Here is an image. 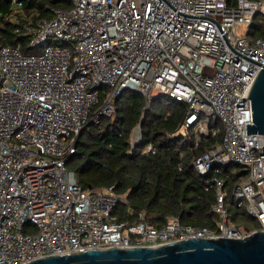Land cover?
<instances>
[{
    "label": "built area",
    "instance_id": "built-area-1",
    "mask_svg": "<svg viewBox=\"0 0 264 264\" xmlns=\"http://www.w3.org/2000/svg\"><path fill=\"white\" fill-rule=\"evenodd\" d=\"M36 17L24 0L12 14L27 18L28 36L0 44V264L90 248L157 246L189 237L242 238L252 231L228 225L222 178L213 177L219 232L169 219L157 227L132 212L128 192L82 188L67 167L91 109L111 115L113 97L138 92L149 105L164 93L186 103L184 129L194 144L218 133L222 141L195 160L199 173L237 163L248 175L233 190L238 206L264 231V134L252 124L251 87L264 64V38L248 28L264 0H69ZM48 9V8H47ZM242 30V32H240ZM244 31V32H243ZM102 88H107L101 91ZM148 144L143 152L153 151ZM263 177V178H262ZM258 181V179H260ZM244 202V203H243Z\"/></svg>",
    "mask_w": 264,
    "mask_h": 264
},
{
    "label": "trees",
    "instance_id": "trees-1",
    "mask_svg": "<svg viewBox=\"0 0 264 264\" xmlns=\"http://www.w3.org/2000/svg\"><path fill=\"white\" fill-rule=\"evenodd\" d=\"M13 0H0V44L26 46L29 25L27 18L12 14ZM233 4L234 0H226ZM69 0H24L26 10L35 9L36 17L51 16L50 7H68ZM48 8V9H47ZM251 40L264 38V14H256L248 28ZM104 101L93 106L75 143V152L67 167L74 171L82 188L113 187L116 192H128L132 212L126 213L120 204L119 219H135L139 211L146 210L147 219L157 227L171 218L182 224L206 226L219 232L221 218L212 210L216 202L213 177L225 182L227 196V224L245 231L259 229L258 219L238 206L233 196L235 186L248 175L237 163L216 164L206 173H199L194 160L222 141L223 126L217 121V135L194 144L192 129H184L186 103L167 95L153 96L149 105L138 92L125 91L113 97L114 111L93 119L95 111ZM152 144L153 151L143 152Z\"/></svg>",
    "mask_w": 264,
    "mask_h": 264
},
{
    "label": "water",
    "instance_id": "water-1",
    "mask_svg": "<svg viewBox=\"0 0 264 264\" xmlns=\"http://www.w3.org/2000/svg\"><path fill=\"white\" fill-rule=\"evenodd\" d=\"M222 35L234 52L264 66L235 50ZM249 98L253 122L247 124V134H264V68L256 76ZM25 264H264V231L254 230L242 238L189 237L157 246L90 248L39 257Z\"/></svg>",
    "mask_w": 264,
    "mask_h": 264
},
{
    "label": "rangeland",
    "instance_id": "rangeland-1",
    "mask_svg": "<svg viewBox=\"0 0 264 264\" xmlns=\"http://www.w3.org/2000/svg\"><path fill=\"white\" fill-rule=\"evenodd\" d=\"M240 32H242V30L240 31ZM244 32V31H243ZM105 90H107V88H102L101 89V91L103 92V91H105ZM244 203V202H243ZM243 230V229H242Z\"/></svg>",
    "mask_w": 264,
    "mask_h": 264
}]
</instances>
